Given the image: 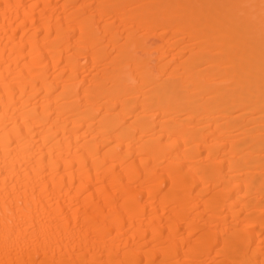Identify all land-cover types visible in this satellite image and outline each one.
I'll list each match as a JSON object with an SVG mask.
<instances>
[{"label":"bare ground","instance_id":"6f19581e","mask_svg":"<svg viewBox=\"0 0 264 264\" xmlns=\"http://www.w3.org/2000/svg\"><path fill=\"white\" fill-rule=\"evenodd\" d=\"M0 264H264V0H0Z\"/></svg>","mask_w":264,"mask_h":264}]
</instances>
